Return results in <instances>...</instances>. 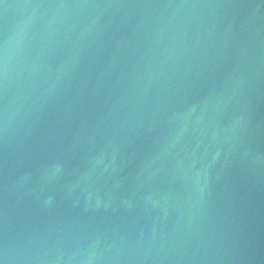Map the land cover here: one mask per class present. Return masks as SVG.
I'll return each mask as SVG.
<instances>
[{"label": "water", "instance_id": "water-1", "mask_svg": "<svg viewBox=\"0 0 264 264\" xmlns=\"http://www.w3.org/2000/svg\"><path fill=\"white\" fill-rule=\"evenodd\" d=\"M0 264H264V0H0Z\"/></svg>", "mask_w": 264, "mask_h": 264}]
</instances>
